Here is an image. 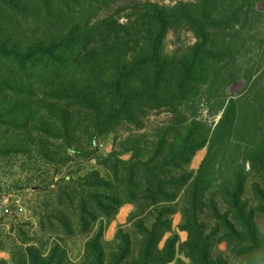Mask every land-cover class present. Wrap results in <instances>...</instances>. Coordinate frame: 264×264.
Returning <instances> with one entry per match:
<instances>
[{
  "label": "rangeland",
  "instance_id": "1",
  "mask_svg": "<svg viewBox=\"0 0 264 264\" xmlns=\"http://www.w3.org/2000/svg\"><path fill=\"white\" fill-rule=\"evenodd\" d=\"M203 1L100 0L96 19L126 25L131 18L149 33L159 17L145 13V4L168 17L164 81L157 86L145 56L102 59L91 64L94 72L71 56L73 46L43 58L36 48L47 44L50 26L25 10L26 0H0V264H119L122 231L133 243L128 262L139 264L140 238L129 222L142 209L151 173L159 171L160 185L195 177L209 144L193 152L189 165L181 160L177 172L166 166L169 158L189 142H210L233 104L250 109L262 94L264 106V0H220L207 10L213 54H225L220 75L202 68L190 72L194 82L183 91L176 86L173 65L188 62L197 43L189 20L180 18L199 17ZM130 170L138 175V205L125 196ZM246 172L245 186L228 191H238L237 201L223 196L221 184L196 220L185 224L180 211L163 218L173 232L159 243L160 252L173 251L167 264H194L191 255L201 264H264V171ZM238 174L219 178L225 183ZM163 191L179 204L189 199L187 187ZM167 205L144 216L158 219Z\"/></svg>",
  "mask_w": 264,
  "mask_h": 264
},
{
  "label": "trees",
  "instance_id": "2",
  "mask_svg": "<svg viewBox=\"0 0 264 264\" xmlns=\"http://www.w3.org/2000/svg\"><path fill=\"white\" fill-rule=\"evenodd\" d=\"M219 1H203L199 17L194 16L195 19L187 16V14L185 15L184 12L180 18L181 20H189L197 40L190 52V60L188 62L182 60L173 65V72H178L176 86L181 91L184 90L185 85L194 82L190 72H199L202 68L213 72L217 68L214 75H220L221 69L219 66L225 54L222 52L218 55L213 54L215 35L209 34V31L206 30L209 22L213 21L210 20L211 17L208 16L207 10L218 5ZM25 3L28 4L25 10L35 12L40 16L39 20L43 21V25L50 26L48 30L51 32V37H49L47 44H40L36 48L38 55L43 58L61 56L64 46H73L71 56L76 55L78 60L83 59L84 63L88 65L85 68L87 72H94L95 67L91 64L101 63L102 59L145 56L147 62L151 63L150 68L153 70L155 83H157V86L163 83L164 71L160 66V50L169 20L166 14L161 12L156 5L148 3L143 8L145 13L155 14L159 17V20H156V31L149 33L138 29L137 27H140V25L138 23L133 24L131 18L129 19L130 23L126 25L112 19H96L97 12L100 10L98 9L101 3L100 0H26ZM103 3L107 4L106 0ZM12 5L16 7L15 1L12 2ZM223 23L221 22V27H223ZM62 28L66 31V34L61 35V33L56 32L62 30ZM208 28L217 29L219 27L212 25ZM219 30L225 31L223 28H219ZM229 51L233 53V50L229 49ZM28 54L32 55L33 51ZM208 76L212 75L209 74ZM216 76L213 77L215 82L217 80ZM205 81L207 82V79ZM256 101V105L251 106V110L245 105L235 107V104H233L231 114L230 110L224 113L210 142L207 140H204V142L201 140L189 142L184 147V153H178L176 156L173 155L169 158L170 163L166 166L177 172L181 169L179 165L181 160L186 158L182 161V166L189 165L193 152L209 144L208 154L195 177L189 175L184 178V181L179 182L175 179L176 176L173 175L172 183L160 185L155 177V172L159 171L155 170L151 173L152 180L147 183L149 191L142 193L143 198L141 199V193H138L137 188L133 186L138 180V175L136 173L132 175L131 170L127 173L128 177L124 181L125 196L131 195L129 201L137 205L141 199L139 205L142 209L139 208L131 216L129 222L131 227H136L135 229L138 230L136 237L140 238L137 243V252L140 255L139 264H167L171 260V255H173L171 246H166L164 252L159 250L160 241L167 234L173 233L172 224L169 220L168 223H162L165 216L169 218L180 211L185 224L189 220H196L204 203L208 201L209 194L219 188L221 184L226 185L227 192L230 190L235 191V189L239 190L245 186V177L248 175L246 168L248 166L251 171L256 170V168L264 171V149L262 147L264 146V106L262 94L258 96ZM258 145L259 147L256 149ZM257 157L261 159L259 160ZM236 172L239 173L236 175L238 179L231 178L225 183L220 181L221 176L225 174L232 175ZM163 186H166L169 191L187 187L189 191L188 201L184 200L180 204L176 203L175 196L164 194ZM237 193L238 191L232 194L228 192L223 196L237 201ZM162 204H168L169 207L165 208V210H168L164 214H159L158 219L152 221L144 216L146 211L147 215H150ZM185 228L188 230V226H185ZM129 232L130 230L127 233ZM99 243L100 241L97 242V247H99ZM116 243L119 244V264H130L128 257L133 248L132 238L125 236L124 231H122L119 233ZM160 254L164 257H161ZM191 259L194 264H201V261L196 260L194 255H191Z\"/></svg>",
  "mask_w": 264,
  "mask_h": 264
},
{
  "label": "built area",
  "instance_id": "3",
  "mask_svg": "<svg viewBox=\"0 0 264 264\" xmlns=\"http://www.w3.org/2000/svg\"><path fill=\"white\" fill-rule=\"evenodd\" d=\"M3 211H4L5 214H8V212H9L8 209H3Z\"/></svg>",
  "mask_w": 264,
  "mask_h": 264
}]
</instances>
